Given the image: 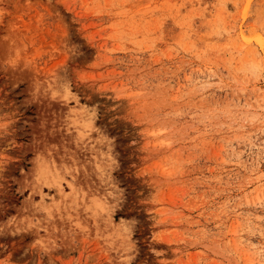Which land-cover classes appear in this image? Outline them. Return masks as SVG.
Returning <instances> with one entry per match:
<instances>
[{"label": "rangeland", "instance_id": "rangeland-1", "mask_svg": "<svg viewBox=\"0 0 264 264\" xmlns=\"http://www.w3.org/2000/svg\"><path fill=\"white\" fill-rule=\"evenodd\" d=\"M0 264H264V0H0Z\"/></svg>", "mask_w": 264, "mask_h": 264}]
</instances>
